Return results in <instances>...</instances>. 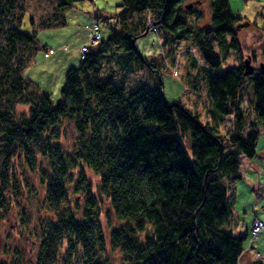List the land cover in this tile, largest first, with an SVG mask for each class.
<instances>
[{
  "label": "trees",
  "instance_id": "trees-1",
  "mask_svg": "<svg viewBox=\"0 0 264 264\" xmlns=\"http://www.w3.org/2000/svg\"><path fill=\"white\" fill-rule=\"evenodd\" d=\"M18 1L0 0V218L19 193L12 163L17 157L32 171L38 160L46 161L38 166L40 179L46 204L56 210L43 224L36 260L29 264H110L104 256L107 244L122 253L119 264H238L245 235L230 229L231 194L242 158L255 156L264 132V71L251 62L253 69L246 74L240 50V64L221 68L214 40L239 48L235 26L241 17L231 13L229 0H209L207 27L198 25L201 14L186 10L184 0H122L113 33L102 36L95 50L66 71L57 103L23 70L44 48L37 29L63 25L64 11L77 0H58L54 22L34 23L28 16L32 33L22 29L26 15L17 13ZM190 14L194 18L188 19ZM150 22L162 47L174 49L177 41L193 39L201 58L194 80L207 78L213 108L232 118L228 132L202 123L197 112L181 103L164 101L162 65L155 57L138 55L131 41ZM115 50L123 65L135 59L158 79L128 91L112 75L113 68L103 71L101 60L112 62ZM196 61L191 57L192 69ZM246 84L253 97L251 115L242 108ZM21 104L27 105L26 113H17ZM64 119L73 120L77 133L71 153L53 141ZM85 168L97 175L100 192L119 221L107 234L89 195L79 215L65 204L74 170L85 183ZM63 239L66 248L59 258ZM0 264L26 263L16 258ZM252 264L264 263L257 259Z\"/></svg>",
  "mask_w": 264,
  "mask_h": 264
},
{
  "label": "rangeland",
  "instance_id": "rangeland-1",
  "mask_svg": "<svg viewBox=\"0 0 264 264\" xmlns=\"http://www.w3.org/2000/svg\"><path fill=\"white\" fill-rule=\"evenodd\" d=\"M184 0V3L192 2L190 9L197 10L201 14L198 20L200 27H207L210 23L209 0ZM122 0H77L63 13L64 24L48 28L37 29V42L44 48L38 49L29 64L24 68V77L30 79L41 91L49 94L53 103H57L60 97V89L63 85L66 71L75 66L81 54L80 47L87 40L89 23L93 16L99 23L101 33L104 37L113 33V24L120 12ZM58 0H19L18 10L25 13L22 29L32 33V24L28 16H32L34 23L41 21H52L56 14ZM230 11L235 16H241L243 22L248 24L236 30L238 33V49L224 47L214 40V49L221 58V68L241 63L239 50L243 52L244 58L248 54H254L252 61L254 66H260L264 62V0H229ZM187 15V18L190 17ZM194 18V16H191ZM183 18H186L183 17ZM191 18V19H192ZM190 19V18H188ZM143 33L135 36L131 41L135 51L142 53L147 58H157L162 68L159 80L167 104L181 103L189 110L197 112L202 123H215L221 133H226L232 126V118L222 116L212 106L207 94V78L197 77L200 71L201 58L198 48L190 37L175 43L174 49L165 47L161 49L160 34L149 27ZM145 33V34H144ZM160 36V37H159ZM230 38V35H227ZM64 44L68 48L63 47ZM54 48L50 55H46V49ZM121 50V48H119ZM120 51L112 52V62L103 58V71L113 68L112 75L128 91L138 88L144 83H154L157 75L141 65L135 59L127 66L123 65ZM195 56H194V54ZM191 57H195V68L190 66ZM174 58V61H173ZM114 64V65H113ZM188 73L192 74L188 76ZM122 74V77H120ZM194 74V75H193ZM242 108L251 115L252 93L246 84L242 90ZM27 105H18L17 113H26ZM221 117V118H220ZM217 120H220L216 122ZM55 144L61 146L66 152L71 153L76 142L77 133L73 120L64 119L55 129ZM37 159H40L37 157ZM33 171L24 163V158L12 159L14 175L20 185L19 193L11 201L10 210L6 217L0 218V260L10 262L18 258L26 264L34 263L39 251L42 227L46 221L52 219L56 210L49 207L45 202L44 183L41 181L39 165L45 164L44 159L38 160ZM47 166V164H46ZM45 167V166H44ZM85 183L77 178V170H74L73 179L68 185V204L73 211L80 214L86 208V196H90L95 203L94 211L107 234L112 228L119 224L109 200L100 192L98 177L87 168L84 169ZM240 178L233 186L232 211L233 218L230 229L234 234L245 235L244 250L239 256L238 264H252L260 259L264 263V229L256 233H250L257 221L264 222V132L256 145V154L253 158H242L239 168ZM90 189L89 194L85 190ZM231 193V192H230ZM8 197V194L5 195ZM65 204H63L65 206ZM104 254L110 264L122 262L123 255L118 249L112 250L109 244ZM66 239L60 243L58 251L59 258L64 254ZM260 256V257H259ZM259 257V258H258Z\"/></svg>",
  "mask_w": 264,
  "mask_h": 264
},
{
  "label": "built area",
  "instance_id": "built-area-1",
  "mask_svg": "<svg viewBox=\"0 0 264 264\" xmlns=\"http://www.w3.org/2000/svg\"><path fill=\"white\" fill-rule=\"evenodd\" d=\"M99 36H100V33H99V31H98L97 25L94 24V25H93V30H92V32L90 33V41H91V42H95V41H97V39L99 38ZM83 50H87V48L83 47ZM262 226H263L262 222H261V221H257V222L254 224V226H253L251 232H252V233H256V232L260 231V229L262 228Z\"/></svg>",
  "mask_w": 264,
  "mask_h": 264
},
{
  "label": "water",
  "instance_id": "water-1",
  "mask_svg": "<svg viewBox=\"0 0 264 264\" xmlns=\"http://www.w3.org/2000/svg\"><path fill=\"white\" fill-rule=\"evenodd\" d=\"M191 5H192V4L189 3V4H187L186 6H187V8H190ZM246 24H248V22H242V23H240V24H237V25H236V29H239V28L243 27V26L246 25ZM147 30H148V28H146L145 33L147 32ZM145 33H144V34H145ZM133 40H134V39H133ZM135 49H136V48H135ZM139 55H141V54L139 53ZM250 61H251V56L248 55V56L246 57V59H245V62H244L245 73H246V74L249 73V72H251L252 69H253V67H252L251 64H250ZM260 68H261L262 71L264 70V66H263V64L260 65Z\"/></svg>",
  "mask_w": 264,
  "mask_h": 264
},
{
  "label": "bare ground",
  "instance_id": "bare-ground-1",
  "mask_svg": "<svg viewBox=\"0 0 264 264\" xmlns=\"http://www.w3.org/2000/svg\"><path fill=\"white\" fill-rule=\"evenodd\" d=\"M241 17V16H240ZM243 22V19H242V17H241V19L236 23V24H240V23H242Z\"/></svg>",
  "mask_w": 264,
  "mask_h": 264
}]
</instances>
